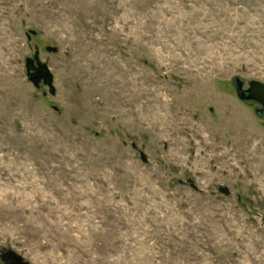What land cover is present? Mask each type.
<instances>
[{"label":"rangeland","instance_id":"rangeland-1","mask_svg":"<svg viewBox=\"0 0 264 264\" xmlns=\"http://www.w3.org/2000/svg\"><path fill=\"white\" fill-rule=\"evenodd\" d=\"M36 47L55 96L26 76ZM254 80L264 0H0V250L264 264V115L235 87Z\"/></svg>","mask_w":264,"mask_h":264},{"label":"water","instance_id":"water-1","mask_svg":"<svg viewBox=\"0 0 264 264\" xmlns=\"http://www.w3.org/2000/svg\"><path fill=\"white\" fill-rule=\"evenodd\" d=\"M34 32V31H33ZM29 38L31 37L28 35ZM57 48L53 49V52H56ZM35 58L39 59V52L37 51V54L35 55ZM40 72L42 73V76L45 78L46 85L51 89V93L55 94V86H54V76L49 69V66L45 63H40ZM29 81L38 89L39 85L37 80L30 75L28 72L27 75ZM238 84L237 88V96L241 101H244L246 103H258L259 105H262L264 107V83L259 82V81H251L248 83L247 89L243 90V85L244 83L242 82H236ZM256 114L258 117H261L264 114L259 113V109L256 110ZM141 157L144 161H146L145 154L142 152ZM220 191L225 194V195H230V191L226 187H221ZM8 259L12 261V264H31L28 260L25 259V256L23 257L21 254L17 253L14 250H9L8 251ZM3 261L6 262V259L3 258Z\"/></svg>","mask_w":264,"mask_h":264},{"label":"flooded vegetation","instance_id":"flooded-vegetation-1","mask_svg":"<svg viewBox=\"0 0 264 264\" xmlns=\"http://www.w3.org/2000/svg\"><path fill=\"white\" fill-rule=\"evenodd\" d=\"M37 34V32H30V38H32V36H35ZM53 49H55L54 47H51V46H47L45 48V51L48 52V53H57L58 50L56 52H53ZM37 51L39 52V59L35 58V55L37 54ZM40 63H45L47 64L46 62H42L41 60V57H40V48L39 47H36L35 49V53L32 57H28L26 58L25 60V69H26V76L28 75V72L30 73V75L32 77H34L37 82H38V85H39V90H43L44 88H48V92H44V96H55L56 95V88H55V94H52L51 93V89L46 85V82H45V78L42 76V73L40 72V66L39 64ZM48 65V64H47ZM28 78V77H27ZM29 80V79H28ZM238 84L236 83L235 84V87H236V95H237V87ZM248 86H246L245 84L243 85V90L244 89H247ZM238 97V96H237ZM239 99V98H238ZM252 104H256V110L259 109V113L261 114H264V107L262 105H259L258 103H254V102H251ZM256 112V111H255ZM9 250H12V249H6V248H3L0 250V261L3 263V264H12L13 262L10 261V259H8V251ZM3 258L6 259V262L3 261Z\"/></svg>","mask_w":264,"mask_h":264}]
</instances>
